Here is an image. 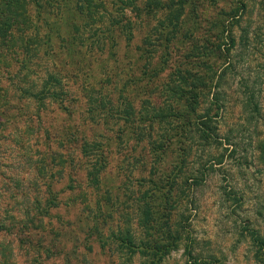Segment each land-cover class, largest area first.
Wrapping results in <instances>:
<instances>
[{"label":"rangeland","instance_id":"1","mask_svg":"<svg viewBox=\"0 0 264 264\" xmlns=\"http://www.w3.org/2000/svg\"><path fill=\"white\" fill-rule=\"evenodd\" d=\"M50 1L41 7L45 13L40 16L27 4L25 33L15 35L17 40L4 59L17 56L32 36V49L55 57L48 62L44 57L32 59L29 66L33 73L23 87L36 84V75L41 74L34 71L45 69V73L47 69L46 79L48 73L58 72L61 85L55 86L64 93L61 101L49 104L47 100L43 107L32 103L23 117H18L25 106L18 81L24 73L19 71L22 62L18 59L16 63L14 56L4 63L8 68H0V96L13 107L8 115L1 113L13 119H0V264L141 263L138 256L121 253L115 241L121 228L142 233L136 199L144 190L141 177L150 168L147 149L127 134L133 129L150 132V124L140 129L133 118V107L138 109L146 85L130 86L129 81L141 78L143 59L151 52L154 36L162 33L178 37L171 44V54L162 55V59L168 58L170 69L150 83L166 80L178 66L190 73L212 71L213 75L208 69L223 67L225 57L205 51L200 60L204 48H199L203 43L210 49L233 43L227 59L231 67L221 86L227 104L218 135L223 144L224 138L230 139L237 149L229 157L226 149L231 146L221 143L209 149L193 147L186 173L198 177L206 161L213 163V156L222 157V164L215 166L213 173L205 172L202 183L182 187L176 209L178 246L161 264H190L185 250L190 242L194 256L213 264H264V249L257 248L248 234V229H253L264 236V165L258 162L256 151V141L264 140V0H187L184 4L182 0H137L139 12L132 13L124 10L121 0ZM168 3L170 8L165 7ZM127 18L131 22L126 24ZM42 19L46 23L42 24ZM174 24L177 26L171 32ZM108 31V40L97 39ZM183 33L187 38H180ZM5 44L0 39L4 54ZM140 49L147 52L142 58ZM187 55V63L182 64ZM157 60L154 57L151 68ZM206 60L208 66H199ZM126 89L127 99L135 101L124 106L132 117L123 125L107 114V106L116 103L120 91L125 96ZM250 94L262 106L258 125L245 121L243 105ZM101 99L104 109L94 103ZM27 125L35 134L25 132ZM94 136L112 144L108 167L98 179L99 191L87 186L80 154L81 139L89 141ZM54 155L59 160L50 158ZM234 197L241 201H233ZM53 198L56 205H50ZM98 223L103 227L96 233Z\"/></svg>","mask_w":264,"mask_h":264},{"label":"trees","instance_id":"2","mask_svg":"<svg viewBox=\"0 0 264 264\" xmlns=\"http://www.w3.org/2000/svg\"><path fill=\"white\" fill-rule=\"evenodd\" d=\"M136 2L137 0H121L120 5L124 7V10L131 13L139 12ZM182 2L183 4L187 3V0H182ZM48 3L51 4V1L0 0V39L6 43L5 54L2 51L0 52V64L3 63V65H0V68H8L9 66H4V63L7 64L14 59L15 55H12L11 58H4L10 55L12 44L17 40L15 35L20 36V33H25L26 27L24 22H26L27 18L24 19V15L27 14V4L33 5L35 11L38 12L40 16V14L45 13V9L41 10V7L46 6ZM124 4H127V6ZM165 7L170 8V4H166ZM91 17L92 15L90 16L92 20L93 17ZM129 22L131 21L128 18L125 19L126 24ZM44 23H46V21L42 19V24ZM124 25L119 26V30L122 31ZM176 26L177 25L174 24L170 28L171 32H173ZM48 28L52 29L53 27L49 25ZM108 32L101 33L97 39L102 37L108 40L109 34L111 33L110 31ZM54 34L57 35V33ZM150 34L151 33H148L146 37H149ZM181 35V39L187 38V33ZM177 37L178 36H176V34L173 35V33H162L154 36L149 56H145L147 54L145 49H140L139 51L140 58L145 56V59H143L141 78L132 79L131 82L129 81L130 86L139 87L143 83L146 85L144 91L145 97L138 101V109L136 110L133 107L135 111L133 118L135 123L140 126V129L141 126L150 124V132L145 133L143 130L134 132L133 129L131 130L133 132L127 134L134 139L135 143L140 142L143 147L147 149L150 168L147 174L141 177L140 186H142L144 190L142 192L139 191V197L136 199L137 211L140 214L138 225L142 233L138 234L132 230L121 228L115 235V241L121 253L124 251L126 254H129L130 257L138 256L141 260L140 264H161L170 250H176L178 245L175 238L179 233L177 228L178 216L176 209L180 205L178 199L181 195L182 187L190 183L192 184L193 182L196 183L199 181L202 183L206 179L205 176L207 174L205 172L211 171V173H213L216 171L215 166L222 164V157L213 156V163L210 164L211 161H206L203 170L198 171L197 174L200 177L188 174V172L186 173L184 170L187 160L192 154L193 147L196 146L209 149L212 144L215 146L221 143V145L231 146L230 150L226 149V151L229 152V157H231L237 149V145L231 143L230 139L224 138L225 144H223L219 140L218 135V125L225 115L227 104V100H224L222 97L221 86L227 71L231 67V61H227V59L233 43L230 41V43L224 44V46L216 44L212 49H210L208 45H205V43H203L202 47H198L199 49L204 48L202 49L203 52L199 54L200 60L206 54L205 51H207V54L215 52L225 57L226 60L223 67L217 70H214L212 67V69H208L213 70V75L210 74L212 71H206L204 73H199L200 71H198L195 74L193 72L190 73V71L181 69V67L178 66L172 74L168 75L166 80H155L153 83H150L153 78H159L164 71L170 69L168 65L166 66L168 58L162 59V55L171 54L170 50H174V45L171 44ZM131 39L130 37L128 41H131ZM194 40L195 39H190V42H194ZM93 41L90 43L93 44ZM32 42V36L28 37L27 41L23 43L24 49L15 56L16 63L18 59L22 62L19 71H24V73H20L21 75L18 77V81L22 86V99L25 101V106L19 109L17 113V116L21 118L23 117V112L28 109L32 103L39 107H43L44 104L47 105V100L49 104L54 100L61 101L60 95L64 94L60 93L61 90L57 91L55 86L61 85L57 78L58 75L56 74L58 72L48 73L46 79L45 74L48 72L47 69L45 73H43L45 69L43 71H41V69H39V71H34L41 74L36 75V84L32 83L29 87H23V85L29 84L28 80L33 73L29 66L32 59L44 57L48 62L55 57L51 52L40 53L36 48L32 49ZM90 43H88V46ZM159 52H161V55H157ZM189 56L190 55H187L185 57L182 64L187 63V58ZM154 57L158 58L157 64L151 68L150 66ZM193 63L196 64L195 61H193ZM198 64L199 66H201L200 64L208 66L210 62L206 60ZM147 67L150 69H146ZM16 91L17 94H21L19 88H17ZM127 92L128 89L125 90L124 96L120 91L117 95L116 103L107 106V114L111 113L113 116H116L122 121L123 125H128V118L129 116L132 117V113L127 115L124 106L127 107L128 104H132V102L135 101V99H127ZM15 97L18 98L17 96ZM254 98L253 94H250L244 102L243 109L244 114L247 116L245 119L246 123L250 124V122L253 121L258 125L263 116H261L262 106L261 103L256 102ZM94 103L97 107L105 105V101L103 103L102 99ZM100 108L104 109L105 107ZM12 109L11 103L7 104L4 100V96L1 95L0 119L3 111L7 114ZM89 112L88 109L86 113L88 114ZM7 115L6 117H2V120L13 119L12 117H7ZM144 120L146 123L143 122ZM152 122L153 125H151ZM25 132L29 133L28 135L35 134L30 125H27ZM118 138L120 139L121 136ZM98 139L95 136L89 141L81 139L82 143L80 147V154L84 159L83 166L86 168V184L92 191H97V189L98 191L100 190V182H98V179L103 177L106 172L111 154L110 146H112L108 139H103L104 141H98ZM36 141H39V138H36ZM256 143L257 160L264 165V140L259 139ZM50 158L52 160L55 159V161L59 160V156L56 157L55 155ZM209 158L211 159V157L208 156L207 159ZM44 161L43 157L40 162L44 163ZM208 162L210 166H208ZM144 172H146V170H144ZM227 195L229 198L231 197V194ZM232 200L236 202L241 201V199L235 197L232 198ZM50 201V205H56L55 198ZM102 227L103 224L98 223V226H95L94 232L97 233L99 228L101 229ZM180 229H183L181 224ZM248 234L257 248L264 249V236H262L259 231L248 229ZM185 250L190 264H213L211 261L201 260L194 256V246L191 242L187 243ZM261 255L264 256V252ZM258 258L256 253V259L258 260Z\"/></svg>","mask_w":264,"mask_h":264}]
</instances>
